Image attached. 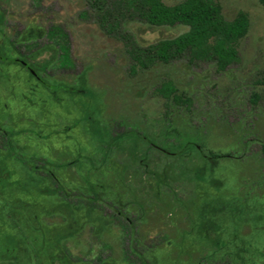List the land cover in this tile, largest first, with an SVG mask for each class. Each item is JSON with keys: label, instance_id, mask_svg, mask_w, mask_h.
<instances>
[{"label": "rangeland", "instance_id": "1", "mask_svg": "<svg viewBox=\"0 0 264 264\" xmlns=\"http://www.w3.org/2000/svg\"><path fill=\"white\" fill-rule=\"evenodd\" d=\"M218 1L225 18L242 10L250 21L225 71L179 61L133 72L123 43L80 17L84 0H0V49L17 60L0 63V128L12 139L0 151V243L17 235L22 264L35 256L9 204L48 228L39 245L56 248L42 264H125L120 228L62 201L22 156L47 163L64 188L121 209L155 264H264V7ZM55 26L64 39L46 34ZM129 28L142 45L187 30ZM166 79L192 98L189 108L156 93Z\"/></svg>", "mask_w": 264, "mask_h": 264}, {"label": "trees", "instance_id": "2", "mask_svg": "<svg viewBox=\"0 0 264 264\" xmlns=\"http://www.w3.org/2000/svg\"><path fill=\"white\" fill-rule=\"evenodd\" d=\"M84 1L86 8L80 12V17L95 23L104 34L123 43L130 58V69L133 72L135 69L152 68L157 63L167 64L179 61H185L191 65L199 62L212 63L217 72H223L238 59L239 42L245 37L250 26L248 14L242 10L238 11L232 19L225 18L218 0H180L173 4H167L164 0ZM259 3L264 7V0H259ZM133 22L152 26L184 25L187 30L172 38H164L142 45L129 28ZM46 34L53 37L58 34L61 38L64 37L61 28L57 26L48 29ZM11 44L12 47H17L16 41L12 40ZM24 46L28 48L31 45L25 44L21 47ZM59 47L65 50L68 57L69 51L66 43ZM16 50L19 53L21 49ZM6 61L16 63L17 60L9 58L0 49V63ZM260 81L264 84V73ZM156 93L167 102L184 105L186 108H189L192 103V98L181 92L171 79L162 81L156 87ZM258 99L259 97L255 94L252 101L255 103ZM11 144L12 139L7 136V131L0 128V151L10 148ZM261 153L264 160V144L261 145ZM17 159L29 171L50 179L56 186L58 196L62 201L71 206L96 209L107 215L120 228L125 240L123 251L125 264H155L138 248L135 239V224L116 205L103 202L102 199L92 195L64 188L45 162L39 163L24 156L17 157ZM7 209V215L14 222L20 236L30 244L35 256L33 264H42L43 253H50L52 248H56L50 243L44 246L39 245L41 240L49 242L48 238L51 236H49L48 228L42 227L40 223H35L36 225L33 226L28 210L23 205L9 204ZM4 235L8 240L5 244L0 243V256H6L7 260L11 259L8 264H22L19 257L21 239L9 233H4L2 238L5 237ZM15 255L16 258H14ZM69 260L72 262L71 259Z\"/></svg>", "mask_w": 264, "mask_h": 264}]
</instances>
